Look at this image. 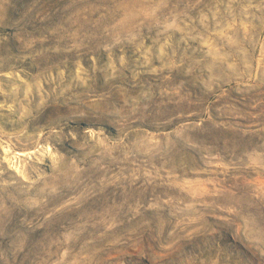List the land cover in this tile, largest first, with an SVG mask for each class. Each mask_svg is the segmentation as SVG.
<instances>
[{"label":"rangeland","instance_id":"rangeland-1","mask_svg":"<svg viewBox=\"0 0 264 264\" xmlns=\"http://www.w3.org/2000/svg\"><path fill=\"white\" fill-rule=\"evenodd\" d=\"M75 69V88L97 90L85 91L88 107L62 114L58 128L63 118L52 112L47 82L53 88L57 74ZM4 73V91L17 81L18 92H31L28 82L35 88L40 78L43 105L12 132L24 126L31 140L19 142L24 133L0 138L26 155H13L11 165L24 182L0 164V237L7 238L0 264H264V0H0ZM2 115V122L11 118ZM60 129L78 138L68 144L72 153L104 143L108 153L98 151L90 162L129 155L124 172L137 181L144 172L147 185L134 191L125 179L113 200L112 189L80 199L76 187L70 197L66 188L92 175L91 163L78 164L53 144L49 136ZM36 141L39 148L31 146ZM69 160L77 173L61 171ZM175 160L201 172L184 178L201 181L194 210L169 187ZM95 179L86 185H98ZM103 212L107 235L97 226ZM181 217L187 231L178 244L171 233ZM166 221L171 225L162 230Z\"/></svg>","mask_w":264,"mask_h":264},{"label":"bare ground","instance_id":"bare-ground-1","mask_svg":"<svg viewBox=\"0 0 264 264\" xmlns=\"http://www.w3.org/2000/svg\"><path fill=\"white\" fill-rule=\"evenodd\" d=\"M43 15V14H42ZM145 43V42H144ZM30 44H32V43H30ZM143 45V44H142ZM27 46V45H26ZM33 46V45H32ZM145 46V45H144ZM30 47V46H29ZM143 47V46H142ZM134 48V47H133ZM149 48V47H148ZM152 48V47H151ZM147 49V48H146ZM150 49V48H149ZM146 52V51H145ZM150 52V51H149ZM148 52V53H149ZM151 54V53H150ZM206 56V55H205ZM204 56V57H205ZM210 57V56H209ZM137 58V57H136ZM217 58V57H216ZM152 59V58H151ZM160 59V58H159ZM163 59V58H162ZM155 60V59H154ZM95 61V60H94ZM138 61V60H137ZM145 61H146V58H145ZM149 61L150 60H148V62L147 63H149ZM96 63H97V61H95ZM151 62V61H150ZM208 62V61H207ZM139 63V62H138ZM120 64V63H119ZM123 64H126V63H124V62H121V69L123 70ZM68 65V64H67ZM95 65H97V64H95ZM111 65V64H110ZM95 67H97V66H95ZM112 67H113V65H112ZM211 67V66H210ZM216 68V67H215ZM121 70V71H122ZM156 70V69H155ZM64 71V70H63ZM12 72V71H11ZM78 72H79V70H74V73L73 74H70L69 76H68V74H63V75H61V73L58 75L57 74V76H56V86H54L53 88H52V84H53V82H51L50 80H49V82H47V83H49V91H50V93L51 94H53V98L55 97V99H56V107H54L53 108V110H52V112H54V113H56L57 115H61V116H59L60 118H63V120L61 119H59L57 122H56V126L58 127V128H60V126L59 125H61L62 123L61 122H64V118L66 117L65 115H66V113L68 112V113H70V114H72V113H78V110L79 109H83V107H88L87 106V102H88V100H87V98H85V91H87L88 93H92L94 90H97L96 88L95 89H93L92 87H90L89 85H86V86H84L83 88L81 87V88H79V87H77V88H75V86L74 85H72V82H73V78L75 79V77L77 76L79 79L81 78L79 75H78ZM125 72V71H124ZM24 73V72H23ZM8 74H9V72H8ZM19 74V73H18ZM11 76H12V78H15V77H13L14 75H12V74H10ZM16 75V74H15ZM21 75V73L19 74V76ZM9 75H5V73L4 74H0V77H2L3 79H1V80H3V81H5V82H7L6 81V77L9 79L10 77H8ZM18 76V77H19ZM22 76V75H21ZM28 76H31V73H28ZM65 76H67V77H69V78H67V77H65ZM136 76V75H135ZM16 77H17V75H16ZM24 77V76H23ZM31 77H33V76H31ZM5 78V79H4ZM20 78V77H19ZM19 78H16L17 80L19 79ZM67 78V79H66ZM77 78V79H78ZM83 78V77H82ZM85 78V77H84ZM117 78V77H116ZM125 78V77H124ZM127 78V77H126ZM7 79V80H8ZM21 79H23L22 77H21ZM28 80H30L29 78H27ZM40 79V78H39ZM39 79H38V83H39ZM51 79V78H50ZM120 79H122V78H120ZM0 80V81H1ZM43 80V79H42ZM54 80V79H53ZM19 81H20V79H19ZM33 81V80H32ZM35 81V80H34ZM72 81V82H71ZM75 81H76V79H75ZM82 81V80H81ZM93 81V80H92ZM119 81V80H118ZM12 82V81H11ZM17 82V81H16ZM15 82V84H14V86L12 85V86H9V91L8 90H6V91H4V89L2 88L1 89V87L3 86H5V88H6V86L8 87V85H6V83L4 84V83H0V89L2 90V92L0 91V97H1V100L2 101H0V111H1V113L2 112H7V115H9V117H11L10 119H7V120H4L3 122H2V120H0V132H1V134H0V138L1 137H7L8 139H10V138H13L12 137V135L14 134H20L21 135V133L23 134V135H21V136H18V138H19V142H20V138L21 139H25L26 141H29V140H31L32 138H30L31 136H30V134L32 135L33 134V131H31V133H28V131L25 133V128H24V126L22 127V129H21V131L19 130V131H17V132H15V133H12L14 130H17L19 127L21 128V123H23L24 121H23V119L24 118H26V117H28L29 115L31 116V114H33L35 111H36V109H38V108H41V106L43 105V103H42V98H41V88H40V86L38 87V85L39 84H41V83H36L35 84V88L32 86V85H30V87H29V82H28V85H27V87H29V88H27L26 87V90H30L31 92H29V91H24V89L22 90V92L20 93V92H18V90L17 89H19L20 88V84L19 85H17V83ZM23 82H25L26 83V81L23 79ZM22 82V83H23ZM43 82V81H42ZM33 83V82H32ZM61 83V84H60ZM24 84V83H23ZM51 84V85H50ZM2 85V86H1ZM10 85V84H9ZM22 86V85H21ZM135 87V86H134ZM51 89V90H50ZM21 90V89H20ZM82 92H84V93H82ZM10 93V94H9ZM27 93V94H26ZM31 93L32 95H34L35 97V101L33 100V101H28V95ZM8 95H10V97L8 96ZM23 96V97H22ZM30 98H31V95H30ZM32 100V99H31ZM103 101V100H102ZM61 103V105H58V103ZM108 102V101H107ZM106 100H105V105H106ZM10 104V105H9ZM78 105H81V107H79ZM73 106V107H72ZM19 108L22 112H23V115H18L17 113H18V111L19 110H17V108ZM109 109V108H108ZM1 113H0V119H4L3 118V115L1 116ZM76 113V114H77ZM22 114V113H21ZM53 114V113H52ZM62 114H65V115H63L62 116ZM6 115V116H7ZM80 116V115H79ZM8 117V118H9ZM17 121H21V123L19 124V126L18 125H16L17 123ZM10 123L11 124V126L12 127H15V129H10V131H9V129H8V127L7 126H5V125H3V123ZM7 125V124H6ZM18 126V127H17ZM19 128V129H20ZM99 131H101L100 133H103V132H108V130L106 129V127H104L103 125H101V124H99ZM61 131H59V134L57 135H54V134H51V136H49V139L53 142V144L54 145H56L57 147H59L60 149H62V150H64L65 149V152H67V153H72L71 152V147L69 146V149H68V144H69V142L70 141H74L73 139H78L77 137H75L74 135H70L68 132L65 134L64 132H62V131H64V129H60ZM57 133H58V131H57ZM41 135H42V133H38L37 134V136L40 138L41 137ZM86 138V137H85ZM111 138V137H110ZM16 139V138H15ZM41 139V138H40ZM89 140H86L87 141V143L88 144H90L91 142H92V140L90 139V138H88ZM181 139V138H180ZM39 140V139H38ZM185 140V139H184ZM14 141V140H13ZM10 142H11V140H10ZM40 142L41 141H36L34 144H31V146H34V147H40L39 146V144H40ZM85 142V141H84ZM94 142V141H93ZM161 142V141H160ZM187 142V141H186ZM17 143V142H16ZM15 143V144H16ZM95 144H90L91 146V148H92V150H90L89 152H82V153H72V156L76 159V163H82V164H86L87 162H90L91 161V159H93V157L94 156H96L97 155V153L96 152H101L102 154L103 153H108L106 150H104L105 148V145H104V143L103 142H98V143H96V142H94ZM4 144V143H3ZM3 144H2V142H1V139H0V164H2V166H4V167H6L7 169H6V171L8 170V177L9 176H14V177H16L17 179H19V180H21V181H23L22 180V178L21 177H23V176H21V175H18V173L16 172V168L17 167H15L14 168V166H11L12 164H14V162H13V158H15L13 155H19V156H21V157H24V156H26L25 155V153H23V152H19V153H15V151H14V147L13 148H9V147H5V146H3ZM85 144H86V142H85ZM88 144H86V146L88 145ZM13 145V144H12ZM19 145V144H18ZM18 145H16V147H19ZM46 145V144H45ZM15 146V145H14ZM50 146V145H49ZM84 147V145H82V148ZM88 147V146H87ZM172 147V146H171ZM42 148H44V146H42L41 147V149ZM82 148L80 149V150H82ZM110 148V147H109ZM57 149V148H56ZM113 149V148H112ZM38 150V149H37ZM61 150V151H62ZM68 150H70V151H68ZM85 150V149H84ZM46 151V150H45ZM49 151H51V148L49 149ZM176 151V150H175ZM38 152V151H37ZM122 152V151H121ZM120 152V153H121ZM50 153V152H49ZM48 153V154H49ZM59 153V152H58ZM101 153H100V155L99 156H102L101 155ZM29 154H31V153H29ZM33 154V153H32ZM38 154H40V153H38ZM55 154V153H54ZM28 155V154H27ZM43 155V154H42ZM56 155V154H55ZM252 155H254V154H252ZM47 156V155H46ZM45 156V157H46ZM62 156V155H61ZM52 157V156H51ZM98 157V156H97ZM42 158V157H41ZM62 158V157H61ZM71 158V157H70ZM17 159V158H16ZM15 159V160H16ZM44 159V158H43ZM53 159H54V157H53ZM63 159V158H62ZM61 159V160H62ZM72 159V158H71ZM174 159H177V158H174ZM25 160V159H24ZM55 160H56V158H55ZM21 161V160H20ZM34 161V160H33ZM65 161V160H64ZM74 161L75 160H69V162L67 163L66 162V164L64 165V167H63V169L61 170V171H65V172H69L68 174L70 175V173L72 174V172H75V173H77V171H79L78 170V165H76L75 163H74ZM171 161V160H170ZM177 160H175V162H176ZM181 161V160H180ZM180 161H177V162H179L178 164H180L179 166L177 165V163H176V165L177 166H174L173 167V169L172 170H174L175 171V173H177L178 175H176L175 176V181L173 180L170 184H169V187L170 188H172V190H174L175 192H177V194H179V196L182 198V199H184V198H186V199H188L189 201H190V204L188 205V207H186V209L187 210H194L195 209V201H197L201 196H202V193H203V191H202V188H201V181L199 180V179H195V180H192L191 178V180L188 178L187 179V181L186 180H184V178H187L186 176H191V177H199V175L201 174V172L200 171H198L197 169H186L185 168V166H184V164L182 163H180ZM27 162V161H26ZM25 162V163H26ZM38 162V161H37ZM174 162V161H173ZM22 163V162H21ZM65 163V162H64ZM91 163V167H90V171H91V173H92V175L91 174H88V175H85L86 177H85V179L86 180H76V182L74 181V182H72V183H70V184H72L71 186H68L67 188H66V191L65 192H67L68 193V195L71 197L73 194H74V189L76 188V187H79V188H81L80 190H81V192H82V190H83V193H81L82 194V197H80V199L81 198H84L85 197V195L86 196H88L87 194L89 193V192H92V190H97V189H101V190H104V191H107V189H112L111 190V192H109V195H111V197H112V200L113 199H116V198H118L119 197V193H120V185L121 184H123L122 182H124V180L126 181V184L128 183V185H127V187H129V188H131L132 190H134V191H139V185H141L142 183H143V186H146L147 184H145L144 185V181H142L144 178H147L148 176L143 172V173H141V171H138V170H136V171H138V176H140V178H138L139 179V181H137V178L136 179H134L133 178V176H135V175H133V174H130L131 172H124V170L125 169H127V167H128V169L130 168V166H132V159H131V157H129V155H126V154H124V153H121V154H119V155H117L116 157H113L112 159H110L108 162H104V163H102V164H100V163H98V162H90ZM41 164V163H40ZM56 164H59V163H56ZM104 164V165H103ZM174 164V163H173ZM18 165V164H17ZM21 165V164H20ZM25 165V164H24ZM15 166H16V164H15ZM19 167V166H18ZM61 167V168H62ZM37 168V167H36ZM57 168V167H56ZM123 168H125V169H123ZM18 169V168H17ZM30 169V168H29ZM38 169V168H37ZM89 169V168H88ZM170 169V168H169ZM5 170V169H4ZM4 170H2V171H4ZM41 170V169H40ZM17 171H19V170H17ZM24 171V170H23ZM22 171V172H23ZM81 171V170H80ZM127 171H129V170H127ZM134 171V170H133ZM19 172H21V171H19ZM22 172H21V174H22ZM28 172V171H27ZM35 172V171H34ZM83 172V171H82ZM169 172V171H168ZM173 172V171H172ZM3 173V172H2ZM6 173V172H5ZM24 174H22V175H24V176H26L27 174H26V172H23ZM29 173H33V171L31 172V170L29 171ZM38 173V172H37ZM59 173H60V171H58V170H56V176H59ZM74 173V174H75ZM174 173V172H173ZM172 173V174H173ZM174 173V174H175ZM20 174V173H19ZM62 174V173H61ZM60 174V175H61ZM171 174V173H170ZM171 174V175H172ZM4 175V174H3ZM7 175V174H6ZM30 175V174H29ZM65 175H67V174H65ZM69 175H67V176H69ZM169 175V174H168ZM21 176V177H20ZM38 176V175H37ZM62 176V175H61ZM259 176V175H258ZM84 177V176H83ZM172 177V176H171ZM1 178V177H0ZM12 178V177H11ZM26 178V177H25ZM28 178H29V176H28ZM95 178H100L101 180H100V183L98 184V185H94L93 183L94 182H96V179ZM16 179V180H17ZM27 179V178H26ZM61 179V178H60ZM170 179V178H169ZM172 179V178H171ZM74 180V179H73ZM27 181V180H26ZM25 181V182H26ZM29 181V180H28ZM82 181V182H81ZM94 181V182H93ZM14 182V181H13ZM12 182V183H13ZM16 182V181H15ZM18 182V181H17ZM24 182V181H23ZM86 182H89V183H91V182H93L92 184L94 185V186H91L90 184H88V185H86ZM146 182V181H145ZM10 183V182H9ZM0 184H1V182H0ZM11 185V184H10ZM57 185V184H56ZM160 185V184H159ZM168 185V184H167ZM12 186V185H11ZM19 186V185H18ZM60 186V185H59ZM1 187V186H0ZM20 187V186H19ZM22 187V186H21ZM20 187V188H21ZM99 187V188H98ZM3 188V187H2ZM1 188V189H2ZM0 189V190H1ZM27 188H25V190H26ZM23 190V189H22ZM30 191V190H29ZM42 192V191H41ZM102 192V191H101ZM263 192V191H262ZM66 193V194H67ZM76 194H77V192H75ZM93 193H95V192H93ZM99 193V192H98ZM97 193V194H98ZM76 194H74V195H76ZM92 194V193H91ZM63 195V194H62ZM146 195V194H145ZM77 196V195H76ZM78 196H80V195H78ZM184 196V197H183ZM68 197V196H67ZM106 197H108V196H106ZM54 198V197H53ZM56 198V197H55ZM86 198V197H85ZM79 199V198H78ZM76 200V199H75ZM84 200V199H83ZM172 200V199H171ZM170 200V201H171ZM65 201V200H64ZM67 201V200H66ZM78 201V200H77ZM85 201V200H84ZM179 201V200H178ZM182 201V200H181ZM20 202V201H19ZM98 202V201H97ZM108 202V201H107ZM76 203V202H75ZM78 203V202H77ZM13 204V203H12ZM20 204H22V203H20ZM73 204H74V202H73ZM72 204V205H73ZM74 205H76V204H74ZM78 205V204H77ZM7 206V205H6ZM10 206V205H9ZM60 206V205H59ZM71 205H69V207H70ZM187 206V205H186ZM5 207V206H4ZM8 207V206H7ZM12 208V207H11ZM67 208V207H66ZM65 208V209H66ZM137 208H139L138 206H137ZM6 209V208H5ZM120 211H122V209H121V206H119L118 207V209H117V211H115V212H119L120 213ZM60 213V212H59ZM173 213V212H172ZM171 213V214H172ZM133 215H135L134 217H137V215H136V212L134 211V214H132V216ZM128 216V215H127ZM106 217H107V213H101L100 215H98V217H97V219L99 218V223H97V226H99V227H101L102 228V231L107 235V233L109 232V225H108V222L106 221ZM138 218V217H137ZM162 218V217H161ZM16 219V218H15ZM163 219V218H162ZM94 220V219H93ZM108 220V219H107ZM131 220V219H130ZM92 221V220H91ZM7 222H9V221H7ZM10 224H11V220H10V222H9ZM173 223V222H172ZM189 223H191V221H189ZM193 223V222H192ZM199 223V222H198ZM86 224V223H85ZM195 224V223H194ZM240 224V223H239ZM171 224L169 223V221H166V222H160L159 223V226L160 227H162V230H163V228H165V227H169ZM202 225L204 226H206V224L203 222V220H202ZM250 225V224H249ZM255 226V225H254ZM86 226L85 225H83L82 226V228H85ZM207 227V226H206ZM187 226H186V223H185V218H183V217H181V219L180 220H178V222L177 223H175V226H174V232L173 233H171L172 234V239H173V242H175V241H177V243L179 244V242H182L183 241V239H185L184 238V232H185V230L187 231ZM205 228V227H204ZM166 229V228H165ZM168 229V228H167ZM170 230V229H169ZM199 230V229H198ZM201 231V230H200ZM84 234V233H83ZM165 234V233H164ZM231 234V233H230ZM233 234V233H232ZM147 235V234H146ZM99 237V236H98ZM177 238H179L178 240H176ZM238 238V237H237ZM6 239L7 238H4V237H0V242H2V243H4V241H6ZM187 239V238H186ZM78 242V241H77ZM112 243H114V241L112 242ZM160 244V243H159ZM77 245V244H76ZM114 245V244H113ZM182 245V244H181ZM91 245L89 244V243H86L85 245H83V248L84 249H88L89 247H90ZM104 246H107V245H104ZM174 246V245H173ZM176 247V246H175ZM179 247V246H178ZM182 247V246H181ZM94 248V247H93ZM98 248V247H97ZM174 248V247H173ZM169 249V248H168ZM162 252V251H161ZM166 256V255H165Z\"/></svg>","mask_w":264,"mask_h":264}]
</instances>
